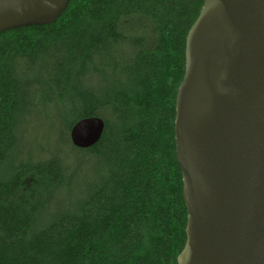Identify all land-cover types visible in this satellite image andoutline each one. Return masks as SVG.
<instances>
[{
  "label": "trees",
  "instance_id": "trees-1",
  "mask_svg": "<svg viewBox=\"0 0 264 264\" xmlns=\"http://www.w3.org/2000/svg\"><path fill=\"white\" fill-rule=\"evenodd\" d=\"M203 3L70 0L53 24L0 33V264H176L175 99ZM88 117L102 136L75 148ZM38 127L55 147L15 162Z\"/></svg>",
  "mask_w": 264,
  "mask_h": 264
},
{
  "label": "water",
  "instance_id": "water-1",
  "mask_svg": "<svg viewBox=\"0 0 264 264\" xmlns=\"http://www.w3.org/2000/svg\"><path fill=\"white\" fill-rule=\"evenodd\" d=\"M70 0H0V33L53 24ZM104 123L69 138L94 146ZM174 138L186 208L176 264H264V0H204L185 40Z\"/></svg>",
  "mask_w": 264,
  "mask_h": 264
},
{
  "label": "rangeland",
  "instance_id": "rangeland-1",
  "mask_svg": "<svg viewBox=\"0 0 264 264\" xmlns=\"http://www.w3.org/2000/svg\"><path fill=\"white\" fill-rule=\"evenodd\" d=\"M38 128H22L23 132L21 133L20 146L14 157L15 162L19 159L23 160L26 156H31L32 153L36 156L43 157L53 150L52 145L55 147L52 144L54 135H50L49 137L45 134L44 130L40 127Z\"/></svg>",
  "mask_w": 264,
  "mask_h": 264
}]
</instances>
